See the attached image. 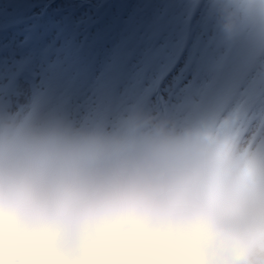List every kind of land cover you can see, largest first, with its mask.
I'll list each match as a JSON object with an SVG mask.
<instances>
[{"label": "clouds", "instance_id": "clouds-1", "mask_svg": "<svg viewBox=\"0 0 264 264\" xmlns=\"http://www.w3.org/2000/svg\"><path fill=\"white\" fill-rule=\"evenodd\" d=\"M229 7L264 34V0ZM0 264H264V153L219 126L104 138L2 117Z\"/></svg>", "mask_w": 264, "mask_h": 264}, {"label": "rangeland", "instance_id": "rangeland-1", "mask_svg": "<svg viewBox=\"0 0 264 264\" xmlns=\"http://www.w3.org/2000/svg\"><path fill=\"white\" fill-rule=\"evenodd\" d=\"M230 11L229 0H0V118L119 138L157 123L180 132L183 117L181 132L219 126L264 153V34L252 16L229 27Z\"/></svg>", "mask_w": 264, "mask_h": 264}, {"label": "bare ground", "instance_id": "bare-ground-1", "mask_svg": "<svg viewBox=\"0 0 264 264\" xmlns=\"http://www.w3.org/2000/svg\"><path fill=\"white\" fill-rule=\"evenodd\" d=\"M264 54V53H263ZM261 57V56H260ZM260 59V58H259ZM263 59H264V56L262 57V59H261V62L263 61ZM259 64V63H258ZM257 65V64H256ZM249 73V72H248ZM250 79H251V75L249 76V78H246L245 79V83H244V85L240 88V91L238 92V93H236L235 95V98L233 99V101L231 102V104H230V106H229V110L231 111V112H233L235 109H236V107L239 105L238 103H240V98L242 99V96H243V94H244V92L246 91L245 89H246V87H247V85H248V82L250 81ZM187 110V109H186ZM262 115V118L259 120V123H257L259 126L258 127H264V111H263V113L261 114ZM183 117L182 118H178L177 120H176V127L178 128V129H180V132H181V129H182V127H183ZM250 125H251V127L253 126V121H252V119H251V122H250ZM241 133V132H240ZM242 134V133H241ZM244 134H245V132H244ZM243 134V135H244ZM248 134H250V132L248 133ZM247 135V134H246ZM245 137V139L248 137V135L247 136H244ZM245 141V140H244Z\"/></svg>", "mask_w": 264, "mask_h": 264}]
</instances>
